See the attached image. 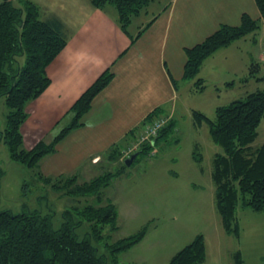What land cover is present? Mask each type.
I'll list each match as a JSON object with an SVG mask.
<instances>
[{
    "label": "trees",
    "instance_id": "obj_1",
    "mask_svg": "<svg viewBox=\"0 0 264 264\" xmlns=\"http://www.w3.org/2000/svg\"><path fill=\"white\" fill-rule=\"evenodd\" d=\"M150 1L91 0V3L98 8L113 6L119 24L128 32V26L136 16L144 12ZM254 1L260 11L259 18L243 13L238 25L221 24L201 42L185 48L183 78L193 80L192 91L202 92L206 87L203 78L198 76L206 58L260 28L264 20V0ZM58 24V20L42 19L38 6L31 0H23L21 7L15 6L13 0L0 1V98L7 108L5 126L0 129V141L7 145L12 160L36 170L33 175L36 174L38 180L45 182L52 181L54 177L40 172V159L52 153L57 142L81 124V117L91 107L92 99L113 77L110 68L101 72L72 104L69 110L71 116L58 133L49 141L39 140L26 148L22 134V124L27 116L26 104L49 85L46 67L66 43ZM148 24L131 37V42ZM22 57L24 62H21ZM258 68L259 63L251 62L248 74L251 75ZM157 111L155 109L147 115L133 137L153 118L159 117L155 115ZM192 116L195 122L204 121L207 124L211 139L223 148L222 153H214L211 160L214 202L223 229L238 237V207H249L264 214V142L259 146L252 145L257 137V126L264 118V88L249 92L226 105L217 106L214 119L198 110H192ZM174 127V121L169 117L160 129L154 145ZM119 147L120 144L113 146L114 153L109 156L110 159L121 156L123 148ZM147 148L151 150L150 143H143L138 154ZM193 158L200 163L202 155L194 151ZM120 160L122 162L116 169L118 175L121 169L127 167L125 159L120 157ZM114 172L108 170L81 182L76 176H58L52 185L66 189L67 194L95 195L100 200L101 189L112 181L116 174ZM102 202L75 209V213L90 222L93 230V234L81 237L76 227L82 220H75L71 210L64 211L65 221L54 227L50 216L43 215L40 210L14 214L0 209V264H117L118 254L138 243L145 234L146 226L137 233L115 241H105L104 250L99 252L92 239L103 238L102 231L108 225L112 230L117 228L115 204L108 198ZM231 257L232 264H243L239 249L233 251ZM205 259L204 237L197 234L172 255L168 264H202Z\"/></svg>",
    "mask_w": 264,
    "mask_h": 264
},
{
    "label": "rangeland",
    "instance_id": "obj_2",
    "mask_svg": "<svg viewBox=\"0 0 264 264\" xmlns=\"http://www.w3.org/2000/svg\"><path fill=\"white\" fill-rule=\"evenodd\" d=\"M31 1L41 5L48 3V0ZM13 3L21 7L23 0H13ZM147 16L142 14L135 22H143ZM261 55L264 56V23L255 33L216 54L213 65L204 71V91H192L185 84L180 87L175 128L160 137L156 151L149 153L150 148H147L139 153L130 166L120 170L119 176L109 168L116 174L101 189L100 200L95 195L67 194L66 189L52 185L58 176L50 182L38 180L36 174L33 175L36 170L12 160L7 145L0 141V209L14 214L40 210L50 216L54 227L65 221L64 211L71 210L75 220H82L76 227L81 237L93 234V230L90 222L75 213V209L87 204L97 205L108 198L116 206L117 228L112 230L108 225L102 231L103 238L92 239L99 252L104 250L105 241L137 233L146 226L143 238L118 254L117 264H168L172 255L197 234H202L205 241L206 259L202 264H232L231 254L236 249L241 251L243 264H264V214L240 206L236 212L239 236L223 229L210 174L212 156L222 153L223 148L211 139L204 121L193 125L191 117L192 110H199L214 119L217 106L264 88ZM253 61L259 63V68L249 75ZM6 113L7 108L0 98V129L5 126ZM263 142L264 118L257 126V137L252 145L259 146ZM194 151L202 155L200 163L194 160ZM93 176V173L80 174L78 179Z\"/></svg>",
    "mask_w": 264,
    "mask_h": 264
},
{
    "label": "crops",
    "instance_id": "obj_3",
    "mask_svg": "<svg viewBox=\"0 0 264 264\" xmlns=\"http://www.w3.org/2000/svg\"><path fill=\"white\" fill-rule=\"evenodd\" d=\"M35 4L42 19L59 21L66 43L46 67L49 85L26 104L22 124L26 148L39 140H51L70 118V107L81 93L105 69L113 73L92 99L81 124L39 161L38 168L45 176H76L79 182L85 181L78 179L80 174L93 173L92 179L109 168L117 169L122 160L109 158L113 146L124 148L134 140L135 131L153 110H158L157 116L170 117L175 126L180 87H193V80L190 83L183 78L185 48L201 42L221 24L238 25L243 13L260 17L254 0H151L125 32L110 5L98 8L91 0ZM142 14L147 18L135 22ZM240 40L206 58L198 76L205 81L204 71L213 65L216 54ZM191 117L193 125H199ZM50 133L53 135L48 137Z\"/></svg>",
    "mask_w": 264,
    "mask_h": 264
},
{
    "label": "built area",
    "instance_id": "obj_4",
    "mask_svg": "<svg viewBox=\"0 0 264 264\" xmlns=\"http://www.w3.org/2000/svg\"><path fill=\"white\" fill-rule=\"evenodd\" d=\"M168 119V116H159L148 122L137 134L134 140L123 148L120 156L121 159H124L132 153L138 151L143 143H150L152 147L150 153L156 151L154 141L157 138L160 129L167 123Z\"/></svg>",
    "mask_w": 264,
    "mask_h": 264
},
{
    "label": "water",
    "instance_id": "obj_5",
    "mask_svg": "<svg viewBox=\"0 0 264 264\" xmlns=\"http://www.w3.org/2000/svg\"><path fill=\"white\" fill-rule=\"evenodd\" d=\"M137 154H138V152H135V153H132L127 158H125V160H124L125 165L130 166L132 164V162L135 160Z\"/></svg>",
    "mask_w": 264,
    "mask_h": 264
}]
</instances>
